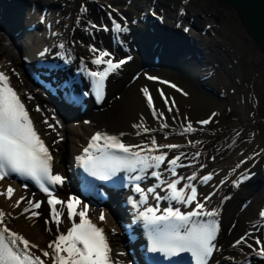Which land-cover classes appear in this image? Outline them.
I'll return each mask as SVG.
<instances>
[{
  "label": "bare ground",
  "instance_id": "6f19581e",
  "mask_svg": "<svg viewBox=\"0 0 264 264\" xmlns=\"http://www.w3.org/2000/svg\"><path fill=\"white\" fill-rule=\"evenodd\" d=\"M28 1L33 5V11L30 9L28 15H37V12L50 4L49 0ZM81 1L83 0H68V2L58 0L54 9L47 8L44 20L46 24L53 25V35L55 33L62 35L64 26L72 22L73 12L82 8ZM179 1L130 0L131 3L127 5L126 2L123 3V0H99L100 3L106 4L110 20L107 19L96 26L105 31L109 30L112 21L121 25V20L118 19L120 10L136 15L139 10H143V5L155 2V6L162 8L165 13V26L172 28L175 23L171 20L177 19L176 8L179 6ZM189 18H192L193 28L187 34L202 50L198 64L212 71L208 85L214 91H223L225 96L218 97L210 92L200 91L192 81L183 78L184 76L181 75H190L196 67L191 64H181L182 61L179 58L175 61L179 72L175 74L161 71L158 74L144 75L137 72V65L129 64L119 75L121 78L114 82L109 80V86L104 94L103 108L92 113L93 116L89 119L88 125L84 126L86 130L76 129L77 127H73L70 131L64 130L63 144L62 142L57 144V141L52 140V143L56 144L55 147L58 146V157L62 162H55L54 167L57 172L65 174L64 166L66 164L72 166V159L78 155L79 146L82 148L89 145L91 137L97 132L118 135L120 140L130 147L132 153L139 152L141 156L165 155V161L159 168L149 167L151 172L160 174L159 179L156 177L152 179L153 185L161 188L171 182L172 174L168 171L171 168L176 173V179L180 181L177 188H184L185 196L190 194V189L185 188V185H191L197 189L196 199L191 204L168 198L170 190L165 189L161 194L165 206L174 210L179 209L181 213L187 214L195 209L197 203H202L204 213H220L222 222L212 256L219 263L228 260L240 262L251 255L262 256L259 254V249L264 247V243L257 245L256 241L264 242V217L259 215L264 210L254 194H249L250 187L239 190L232 199L235 202L249 194L247 197H252V200L242 209H237L239 205L235 203H225L224 198L238 185L242 173L253 161L248 160L246 154L257 152L264 144L261 140L264 134V55L242 32L236 12L227 5L215 0H192L188 16L182 18V22L187 23ZM207 24H210L209 30L203 35L195 34L196 29L201 32ZM183 26L180 24V27ZM210 31L213 36L210 35ZM93 48L97 50L95 54L104 51L97 45ZM206 50L210 51L206 53ZM109 58L112 59L111 56ZM17 63L21 64L20 58L1 45L0 72L14 80L10 85L13 89H28L29 81L14 73L19 66ZM146 76L155 79L147 81ZM179 79L180 82L177 81ZM143 88L148 89L155 111L163 113L162 116H153V108L148 106L147 98L141 91ZM252 94L257 97L255 105L252 102ZM29 101L35 106L40 103L38 97H32ZM165 101L168 103L166 104ZM37 109H39L38 106L33 107L32 110L34 119L41 117ZM209 118L211 119L208 124L199 123ZM136 124H143L150 131L144 132L140 128L133 127ZM165 124L167 127L162 126ZM189 124L194 130L184 132V128ZM235 137L237 140L234 145H238L232 146L231 141H234ZM153 139L156 141L155 145L152 144ZM86 141L88 142L85 143ZM167 145L177 147L169 148ZM202 147L210 159L196 160L197 166L202 163L204 165L195 174L179 176L184 169L168 163L176 157H179L177 162H183L186 157L194 159L195 154L200 153L199 149ZM228 147H233V150L229 152ZM217 151L220 153L217 154ZM259 162L260 160L256 162L252 170L259 165ZM193 176L195 179H189ZM204 176H211V179L204 181L202 179ZM167 177L169 179L165 181ZM9 186L14 189L11 199L6 194ZM14 187L17 186H14L6 177L0 180V211L5 214L0 217V221L11 232L27 239L30 245H37L38 247H30L29 250L39 255L45 264H52L53 252L48 248V244L61 233H66L73 222L79 223V216H74L73 221H69L66 206L58 205L57 209L62 215L61 223L57 225L43 203L42 197L31 196ZM57 187L61 191L65 190L63 185L58 184ZM21 197L25 199L21 201L19 207H15L16 201ZM27 200L40 202V208L31 210L40 215L33 217L31 211H24L29 207ZM75 207L77 212L85 211L87 218L91 216L96 219L91 211L84 210L80 204ZM128 211L129 214H124L130 219L132 212ZM198 218L199 216L192 219ZM96 220L103 223L113 242H121L122 246L126 244L123 235L117 234L118 232L113 234L116 228H110V222H103L98 217ZM260 223L262 225L258 226ZM241 237L244 238V242L236 244ZM43 251H48L50 255L44 257ZM112 264H125L123 254L113 250Z\"/></svg>",
  "mask_w": 264,
  "mask_h": 264
},
{
  "label": "snow or ice",
  "instance_id": "6c2138e0",
  "mask_svg": "<svg viewBox=\"0 0 264 264\" xmlns=\"http://www.w3.org/2000/svg\"><path fill=\"white\" fill-rule=\"evenodd\" d=\"M96 27V25H92ZM117 31L121 30L119 24L114 25ZM63 47V45H61ZM47 51V49L45 50ZM90 51L96 52L95 48H90ZM41 55H44L42 52ZM107 51H99L98 55L92 60L93 64H104L106 67L102 71H92L89 75L93 78L96 93L102 99L104 94V81L108 75L119 69L125 60L114 62L109 57ZM149 79H155L149 77ZM175 87V85H172ZM147 98V103L150 108H153V116H162L163 113H157L153 106V100L147 88L141 90ZM163 96V93H161ZM167 104L168 101H165ZM175 105L173 104V107ZM39 111V109H37ZM171 111V109H169ZM215 115V114H213ZM210 119L199 121L201 124H208ZM47 123V121H45ZM167 127V125H162ZM49 127H52L49 125ZM133 127L140 128L144 132L150 131L143 124H136ZM194 129L189 124L184 128V132H191ZM139 134V133H137ZM123 135V134H121ZM103 141V144L100 142ZM155 145V139L152 140ZM167 147H177L176 145H167ZM115 149L119 152L130 154L131 158L121 157L110 154L108 150ZM91 150V151H90ZM85 158H82V163L86 170L93 176H98L101 179H108L111 175H115L117 171L123 169L135 170L137 166H141V170L149 167L159 168L165 161V155L141 156L139 152L131 153L130 147L121 143L116 136H111L106 133L97 132L91 137L89 145L84 149ZM99 153V155H96ZM51 155L44 142L40 139L34 130L32 123L28 117L24 105L13 88L9 85L8 77L0 72V180L4 179L10 172L18 173L31 177L41 188L48 194V204L51 206V216L57 225L61 223L62 213L56 208V205H63L67 208V219L73 221L74 216H79V223L73 222L66 233H61L56 239L48 244V248L52 249V264H112L110 260V249L104 230L97 227L90 219L87 218L85 211H76L75 206L80 202L71 198L68 201L57 199L44 186L43 181H47L53 185L62 183V177L53 175L51 171ZM179 157L168 161L171 165H176ZM151 161V163H149ZM173 176L175 171L168 169ZM151 175L159 179L158 172H152ZM140 180V176L135 177ZM195 179V176L189 177ZM204 181L211 179V176L202 177ZM163 183V181H161ZM179 180L172 181L167 184L170 190V199L186 204H191L197 195V189L191 185H185V188L190 189V194L184 195V188H177ZM137 192L141 193V203L147 201L145 190L137 185ZM147 193H154V188H148ZM14 192V189L9 186L6 194L9 199ZM158 201L161 199L159 195L155 197ZM25 198L21 197L16 201L15 207H19L21 201ZM207 199V197L205 198ZM28 208L25 212L32 209L40 208L39 201L27 200ZM85 208L87 206H84ZM204 205L197 203L193 211L183 214L179 209L171 207L164 210V214L157 215V207H148L145 211L140 212L139 216L146 223L149 236L150 246L149 251L160 252L165 256H173L178 253H190L195 261V264H207L208 259L212 256L215 249L213 243L216 239L218 225L215 222H201L193 220V217L202 215L215 216V212L204 213L202 210ZM5 214L0 211V217ZM33 217L40 215L38 212L31 211ZM264 217V211L259 213ZM101 220L104 219V214L101 212ZM2 223V221H0ZM47 223V221H46ZM7 234V238L5 236ZM244 242L241 237L236 241V244ZM17 243L23 245L22 250H16ZM264 243L260 240L256 241L257 245ZM36 248L37 245L31 244L23 236L15 232H11L8 228H3L0 231V264H45L39 255H32L28 249ZM43 256L48 257L50 253L43 251ZM259 254L264 256V248L259 249Z\"/></svg>",
  "mask_w": 264,
  "mask_h": 264
},
{
  "label": "water",
  "instance_id": "95a60500",
  "mask_svg": "<svg viewBox=\"0 0 264 264\" xmlns=\"http://www.w3.org/2000/svg\"><path fill=\"white\" fill-rule=\"evenodd\" d=\"M215 1L233 8L242 23L239 21L242 32L251 40L249 34L254 40L252 43L264 54V0Z\"/></svg>",
  "mask_w": 264,
  "mask_h": 264
}]
</instances>
